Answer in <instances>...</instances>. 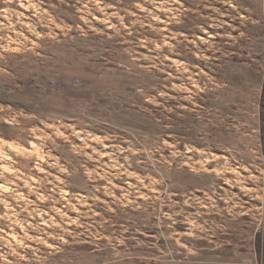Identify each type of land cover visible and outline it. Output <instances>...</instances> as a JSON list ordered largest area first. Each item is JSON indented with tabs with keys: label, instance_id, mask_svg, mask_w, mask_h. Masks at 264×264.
Returning <instances> with one entry per match:
<instances>
[{
	"label": "rangeland",
	"instance_id": "obj_1",
	"mask_svg": "<svg viewBox=\"0 0 264 264\" xmlns=\"http://www.w3.org/2000/svg\"><path fill=\"white\" fill-rule=\"evenodd\" d=\"M0 264H264V0H0Z\"/></svg>",
	"mask_w": 264,
	"mask_h": 264
}]
</instances>
